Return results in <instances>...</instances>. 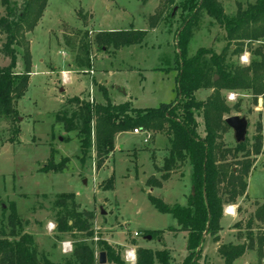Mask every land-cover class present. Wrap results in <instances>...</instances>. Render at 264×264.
Returning a JSON list of instances; mask_svg holds the SVG:
<instances>
[{"label":"rangeland","instance_id":"374dc122","mask_svg":"<svg viewBox=\"0 0 264 264\" xmlns=\"http://www.w3.org/2000/svg\"><path fill=\"white\" fill-rule=\"evenodd\" d=\"M219 1L227 15L235 16L238 3L245 8L256 0ZM23 2L10 0L11 6L18 11L22 9ZM157 3L158 0L145 3L141 0L48 1L41 22L26 35L33 65L27 91L16 103L20 122L11 126L0 116V236L10 233L9 217L12 209H16L23 231L32 235L38 250L56 264H65L66 260L73 258V251L63 253L62 242L71 241L74 250L75 242L83 239L94 249L96 263L103 264L99 263L100 252L103 251L99 238L119 249L126 264L136 263L127 260L126 256L131 250L136 254L139 246L169 248L172 264L183 262L188 253L186 231L180 230L171 214L158 211L149 200V195L170 205H186L192 190L190 164L186 162L176 166L170 178L162 180L160 169L170 148L167 133L157 135L152 132L151 139L143 143L144 136L130 130L117 137L116 144L120 147H115L106 165L96 170L97 146L91 144L86 154L81 151L79 107L67 104L75 96L90 102L106 103L107 97L111 102H120L119 99L128 95V101L131 100L135 107L146 108L158 107L177 98L176 72L173 69L176 52L174 33L179 27L180 10L176 7L177 17L173 19L168 16L171 10L167 6L159 13ZM156 12V23L161 17L163 19L152 28L149 19ZM5 13L6 7L0 0V16H5ZM130 27L151 32L141 45L102 49L93 43L100 31ZM5 41L6 34L0 28V66L11 65V58L4 52ZM82 42L91 46V66L82 65L87 59L80 49ZM190 43V56L200 47L221 53L228 46L224 27L205 11L193 29ZM234 49L235 45H232L225 52L228 69L260 60L256 50L264 49V38L246 46L243 53H236ZM17 50L14 69L23 72V49L17 47ZM63 71H69L68 76L72 80H62ZM212 92L213 89H201L197 97L206 100ZM221 92L231 109L225 118L239 115L248 121L247 148H253L256 137L261 134L264 150V102H258L263 96H255L250 89ZM231 92L236 93V97L229 101ZM63 114L73 116L78 124L76 131L67 132L57 121V116ZM197 118L200 133L204 135L203 117L199 115ZM258 122L263 125L261 132L257 129ZM17 127L21 131L19 134ZM224 129L222 142L230 149L236 148L239 142L235 139L233 128L226 126ZM237 157L241 158L242 152L237 153ZM227 159L230 163L236 162L231 156ZM64 164L63 172H44L46 166L60 168ZM113 173L114 188L106 190L108 178ZM151 176L162 180V184L150 185L148 179ZM253 176V192H259L264 188V155ZM65 192L75 194L79 212L87 210L94 213L95 218L89 220L93 235L59 231L58 219L72 208L71 203L69 207L56 204L58 195ZM239 200L240 197L236 202L226 204L224 210L234 206V210L239 212L237 223L243 229L241 234L249 241L250 236L256 238L258 232L264 233V223L255 222V214L262 204L252 201L250 205L245 203L238 207ZM251 217L254 220L249 225ZM51 221L56 223V229L48 231L47 225ZM150 231H155V234ZM148 236H151L150 240H147ZM203 244L202 256L197 264H224L218 252L219 245L211 235L205 238ZM260 257L258 255L256 259L255 255L247 253L234 264H264ZM105 264L112 263L107 261Z\"/></svg>","mask_w":264,"mask_h":264},{"label":"trees","instance_id":"16d2710c","mask_svg":"<svg viewBox=\"0 0 264 264\" xmlns=\"http://www.w3.org/2000/svg\"><path fill=\"white\" fill-rule=\"evenodd\" d=\"M49 0H24L21 10H15L10 0H2L6 7V15L0 16V28L6 34L3 44L4 52L11 58V65L0 66V116L11 126L20 122L21 115L16 106L17 101L25 95L32 71V51L26 42L28 32L34 30L44 15ZM142 3L148 0H141ZM168 7V16L175 19L178 15V29L174 33L176 43L175 66L177 98L172 102H163L158 107H135L132 101L112 103L108 97L106 103L90 102L80 96L72 97L67 104L79 107L80 128L79 142L81 151L88 153L91 144H96V170L101 169L105 161L115 150V136L128 132L136 127L150 130L154 134L167 133L170 144L169 153L165 157L160 171L162 180H168L178 165L188 162L191 166V191L186 205L165 203L162 199L149 195L154 207L163 214H171L177 221L181 231L187 232L188 253L181 264H197L202 256L204 240L211 235L217 243L220 240L221 218L226 204L236 202L239 197L247 195L249 173L253 168L255 157L263 152L262 135L255 139L253 148H247V141L240 142L236 148H228L222 142L224 128L227 126L225 115L230 113L222 90L250 89L255 96L264 99V49L256 50L260 60L252 61L246 66L237 65L228 69L224 56L229 47L235 45L234 52L243 53L246 46L264 38V0H256L245 8L238 3L235 16L225 12L219 0H160L158 12ZM205 11L209 17L224 27L228 46L221 53L214 49L200 47L194 55H189V46L193 29L198 25L201 13ZM158 12L150 16L149 25L154 28ZM163 13V12H162ZM161 13V15H162ZM147 30L130 27L125 30L98 32L93 40L99 48H123L140 44L145 40ZM80 49L87 59L82 65L91 66L90 45L82 42ZM17 47L23 49L24 71H15ZM219 76L216 78V76ZM201 89H213L206 100H200L197 92ZM105 93V91H104ZM66 112V111H65ZM67 113V112H66ZM203 117L204 135L200 133V122L197 116ZM57 121L63 124L67 132L76 131L77 123L73 116L58 115ZM259 132L263 129L258 122ZM228 127V126H227ZM19 134L20 128L16 129ZM11 141H14L12 139ZM242 152L238 158L237 153ZM231 156L236 162L230 163ZM238 164V166H237ZM64 166H46L49 170L63 172ZM153 176L148 183L152 186L162 184ZM109 186L114 188V173L108 178ZM56 204L69 207L58 219L59 231L86 232L93 235L89 220L95 218L94 213L77 210L76 197L73 192L58 195ZM255 219L264 223V204L258 207ZM251 217L249 225L253 222ZM71 221V222H70ZM11 231L0 236V264H56L41 253L34 244L33 236L23 231V224L16 209H12L9 217ZM155 234V231L151 232ZM162 235V232H158ZM161 239V236H160ZM99 245L107 253V261L112 264H126L121 251L111 246L105 239L99 238ZM256 249L263 261L264 233L258 232L256 238L249 237L245 244L219 243L218 252L224 264H234L236 259L247 250ZM169 248L153 249L139 246L136 250V264H172ZM263 263V262H262ZM65 264H98L95 251L83 239L75 242L73 258Z\"/></svg>","mask_w":264,"mask_h":264},{"label":"crops","instance_id":"0c3cea01","mask_svg":"<svg viewBox=\"0 0 264 264\" xmlns=\"http://www.w3.org/2000/svg\"><path fill=\"white\" fill-rule=\"evenodd\" d=\"M157 6H159V0H158V3H157ZM145 30H147L148 32H151L148 29H145ZM69 79L72 80L71 76H70ZM128 100H129V96L127 95L126 98L119 99L118 101H120V102H117L116 100H114L112 103L118 104V103H122V102H125V101H128ZM127 133H129V132H121V133L116 134L115 141H114V145H115L116 148L120 147V146H118L116 144L117 137L119 135H123V134H127ZM157 135H159V134H157ZM263 155H264V150H263V152L260 155L255 157L256 162H255L253 168L251 169V171L249 173L248 187H247V191H246L247 195H245L243 197H240L239 203H237L238 207L240 205L245 204V203H248V205H250L252 201L261 202V204H264V188L259 190V192H253V185H252L253 184L252 180L254 178V176H253L254 172L256 170L257 164L259 163V161H260V159H261V157ZM106 163L104 165H106ZM237 205H235V206H237ZM238 213H239L238 211L235 212V214H233V215H229L227 213H224V215L221 218V227H223V228H222V230L219 233L220 234V240L216 244H218V245H219V243L245 244V243L248 242L247 236H244L243 234H241V231L243 229L241 228L240 224L237 223V221H238L237 217L239 216ZM255 222L259 223L258 220H255ZM186 236H187V232H186ZM247 253H252L253 255H255L256 259L258 258V254H257V250L256 249H251V250L249 249V250H247L245 252V254H247ZM244 255H242V256H244ZM220 257H221V255H220ZM221 259H222V257H221ZM257 262H259V261H257ZM262 262L264 263V258H263ZM134 264H136V263H134Z\"/></svg>","mask_w":264,"mask_h":264},{"label":"built area","instance_id":"2783aa9c","mask_svg":"<svg viewBox=\"0 0 264 264\" xmlns=\"http://www.w3.org/2000/svg\"><path fill=\"white\" fill-rule=\"evenodd\" d=\"M68 74H69V71H63V73H62V80H64L65 82L69 81ZM235 97H236V93L231 92L230 95L228 96V99L230 101L232 99H235ZM133 132L135 134H140V135L144 136L143 143H147L152 137V131H150L148 129L145 130L143 128L136 127L133 129ZM225 210H226V213L229 215H233L236 212L234 210V206H231L230 209H229V207H226ZM47 229H48V231H53L54 229H56V223H54L52 221L49 222V224L47 225ZM135 234L139 235L138 232H136ZM61 247H62L63 253H65V254L73 251V245H72L71 241H69V240L62 242ZM126 258H127V260L132 261L134 257H132L128 252ZM135 258H136V254H135Z\"/></svg>","mask_w":264,"mask_h":264},{"label":"water","instance_id":"95a60500","mask_svg":"<svg viewBox=\"0 0 264 264\" xmlns=\"http://www.w3.org/2000/svg\"><path fill=\"white\" fill-rule=\"evenodd\" d=\"M173 15L176 13V8H174ZM216 78L219 76L215 75ZM259 104H262L264 102L263 98L259 99ZM227 126L230 128H233L235 132V139L237 142H244L246 139V135L248 133V121L244 117H240L239 115H231V117L226 118L225 120ZM192 193H194V189L192 188ZM151 236L147 237V240H150ZM107 262V253L105 251L100 252L99 256V263L105 264Z\"/></svg>","mask_w":264,"mask_h":264},{"label":"bare ground","instance_id":"6f19581e","mask_svg":"<svg viewBox=\"0 0 264 264\" xmlns=\"http://www.w3.org/2000/svg\"><path fill=\"white\" fill-rule=\"evenodd\" d=\"M229 209H230V207H229ZM129 254H130L132 257H134L133 260H132V262H134V261H135V253H134V251L131 250V251L129 252Z\"/></svg>","mask_w":264,"mask_h":264}]
</instances>
